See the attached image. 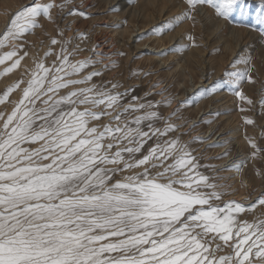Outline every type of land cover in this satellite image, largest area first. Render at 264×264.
<instances>
[{"label":"snow or ice","instance_id":"obj_1","mask_svg":"<svg viewBox=\"0 0 264 264\" xmlns=\"http://www.w3.org/2000/svg\"><path fill=\"white\" fill-rule=\"evenodd\" d=\"M182 2L173 27L195 23L198 6L227 23L239 5ZM72 3L32 0L11 15L0 32V77L29 56L26 37L40 20L55 23L53 11ZM260 7L257 19L264 25V0ZM68 14L91 18L83 11ZM73 39L51 38L43 56L0 94V264H264V192L255 201L251 193L244 202L225 200L234 193L222 191L225 185L200 170L189 145L169 135L179 130L172 123L176 113L162 117L151 101L133 96L124 103L126 92L112 91L121 87L117 83L111 89L92 83L103 72L86 70L111 58L93 48L97 59H75L83 49L70 48ZM79 39L87 37L80 33ZM57 45L59 51L52 47ZM239 63L250 60L240 57L231 68ZM224 76L204 91L214 94L227 83L252 104L240 90L243 81L254 83L250 72ZM17 91L19 98L11 101ZM161 120L164 126L156 127ZM249 143L253 158L264 151Z\"/></svg>","mask_w":264,"mask_h":264},{"label":"rangeland","instance_id":"obj_2","mask_svg":"<svg viewBox=\"0 0 264 264\" xmlns=\"http://www.w3.org/2000/svg\"><path fill=\"white\" fill-rule=\"evenodd\" d=\"M31 2L0 0V32L18 8ZM63 2L57 0V3ZM184 8L182 0H73L64 12L53 11L55 23L41 19V27L26 37L25 50L29 56L19 69L0 77V94L24 73L26 67L33 66L34 59L43 56L50 47L51 38H74L69 47L79 45L83 49L75 59H97L93 48L111 58L86 70L84 74L93 70L103 72L102 76L94 77L92 83L108 89L117 83L121 87L112 91L126 92L124 103L133 96L139 97L141 103L151 101L158 105L153 110L162 117L176 113L172 123L179 130L169 135L180 137L189 145L204 166L200 170L225 185L222 191L234 193L225 200L244 202L251 193V201H255L264 192V151L253 158L256 150L249 143L251 140L258 149H264V108L261 107L264 101V37L260 35L264 25L257 19L261 12L260 0H239L233 19L227 23L217 19L207 6H198L195 23L184 21L173 27L172 22ZM69 9L83 11L91 18L69 15ZM60 31L63 37L58 34ZM80 33L87 39L81 41ZM52 47L59 51V45ZM240 57L250 63H239L236 69L231 68L232 62ZM112 62L115 66L105 69V65ZM245 69L254 83L245 80L240 90L252 104L237 98L227 83L214 94L204 91L217 81H224L226 71ZM19 96L17 91L10 100L15 101ZM167 101H171V107L166 106ZM4 107L0 106V110ZM7 107L10 110L11 106ZM246 118L253 124L245 123ZM155 126L162 128L164 121H157ZM199 139L206 143H193ZM214 144L224 147H212ZM226 152L229 155L219 159ZM237 165L241 166L238 172L224 170ZM260 212L258 206L254 214Z\"/></svg>","mask_w":264,"mask_h":264},{"label":"bare ground","instance_id":"obj_3","mask_svg":"<svg viewBox=\"0 0 264 264\" xmlns=\"http://www.w3.org/2000/svg\"><path fill=\"white\" fill-rule=\"evenodd\" d=\"M157 44V43H156ZM160 47V46H159ZM165 50V49H164ZM158 52H160V51H158ZM157 59V58H156ZM158 62V61H157ZM161 63V62H160ZM213 78V77H212ZM226 109V108H225ZM229 121V120H228ZM224 132V131H223ZM211 136V135H210ZM220 138V137H219ZM211 144V143H210ZM238 145H240V144H238ZM244 156V155H243ZM244 164V163H243ZM240 182V181H239ZM253 186V185H252Z\"/></svg>","mask_w":264,"mask_h":264}]
</instances>
